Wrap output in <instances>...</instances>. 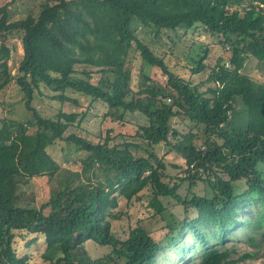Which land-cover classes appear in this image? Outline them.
Instances as JSON below:
<instances>
[{
  "label": "trees",
  "instance_id": "1",
  "mask_svg": "<svg viewBox=\"0 0 264 264\" xmlns=\"http://www.w3.org/2000/svg\"><path fill=\"white\" fill-rule=\"evenodd\" d=\"M41 1L37 15L19 19L9 17L8 3L0 5V36L20 31L23 51L11 75L10 48L0 42V90L15 79L30 112L28 121L0 118V264H28L17 242L28 245L34 235L45 240L41 257L47 264H159L166 250L198 252L199 264H238L252 257L251 252L234 257L235 247L225 243L240 232L250 243L264 240V85L241 72L249 56L264 61V0ZM135 24L190 36L201 27L217 37L228 56L219 57L208 74L213 86L202 91L177 76L137 37ZM132 43L144 80L136 91L127 66L135 58L128 57ZM197 48L192 52L197 57H189L192 73L205 67L206 49ZM79 65L92 68L78 70ZM146 67H158L165 83L145 74ZM40 84L56 92L52 99L79 108L40 115L32 105ZM66 90L104 102L103 116L113 120L138 111L146 118L135 132L141 142L110 144L112 129L97 142L65 136L86 114L84 104ZM178 116L197 130L179 133L173 127ZM33 125L36 130L30 131ZM57 140L85 153L76 158L80 170L60 169L48 150ZM161 144L168 150L158 155ZM132 146L143 147L146 155H136ZM172 150L180 154L182 176L165 171ZM37 175L54 177L56 185L33 206L19 187ZM185 181L189 194L181 195L178 188ZM197 181L206 184L203 193L192 189ZM119 197L162 218L161 239L141 225L116 236L112 222L120 216ZM162 198L175 199L183 217L169 211ZM89 239L110 250L91 259L84 248Z\"/></svg>",
  "mask_w": 264,
  "mask_h": 264
},
{
  "label": "rangeland",
  "instance_id": "2",
  "mask_svg": "<svg viewBox=\"0 0 264 264\" xmlns=\"http://www.w3.org/2000/svg\"><path fill=\"white\" fill-rule=\"evenodd\" d=\"M41 2V0H0V5L8 3L9 17L11 19H19L29 13L37 15ZM133 26V30L137 34V37L144 41L157 56L164 58L168 68L177 76L189 80L191 84H197L198 88L202 91H205L209 86H213L214 82L206 80L207 76L219 57L228 56L227 50H225L226 52L224 51L225 46L220 43L217 37L209 35L201 27L195 29L190 36L183 30L172 31L163 29L159 33H156L153 28H145L139 24ZM20 36L21 32L17 30L9 32L6 34L5 38L0 36V42L3 41L10 48V56L7 65L11 75L17 73V66L23 52ZM198 46L199 48H197ZM196 48L199 52L206 49V56L205 59H203L205 67L198 73H192L190 68L194 63H192L189 57L190 55L197 57L192 53ZM128 57H135L134 60L132 59L133 64L128 63L127 66L131 70L130 87L136 91L143 85L144 80L143 72L141 71L142 64L139 60V52L135 49L134 43H132L129 49ZM90 68L92 67L79 65L76 69L86 70ZM144 71L145 74L149 75L161 85L165 83V76L162 75L158 67H146ZM241 72L247 74L252 80L264 85V61H258L249 56ZM95 75L97 76L98 74ZM55 93V91H52L43 84H40L39 88L34 90L32 105L40 115L54 117L59 108H63L64 110H75L79 108L69 102H61L57 99H52L51 95ZM66 94L77 98L80 103H83L86 107V114L80 122L70 125L67 128L64 133L65 136L74 133L92 142H97L103 139L108 129H112L111 135H114V137L110 140V144L124 140L141 142L135 135V132L140 125L146 123V118L138 111H126L122 119L113 120L112 117L103 116V113L107 110V106L104 102L97 100L90 101L88 96L72 90H66ZM239 109L240 107L236 106V110ZM3 116H9L22 121H28V118H30V112H28L23 105L22 92L19 90L15 79H12L0 90V118ZM173 127L179 133L197 130L192 122L182 116L175 118ZM34 130H36V127L33 125L30 127V131ZM169 138L171 141H174L172 136ZM131 149L136 155H146L143 147L135 148L132 146ZM48 150L58 161L60 169L80 170L81 164L76 158L83 156L85 153L77 149L72 143H68L64 140H57ZM167 150L168 146L165 144H161L155 148L158 155L165 153ZM171 152V154L165 156L166 173L171 176L184 175V165L180 158V154L174 150ZM173 164H176L178 167H174ZM240 184L241 189L239 190H242L245 185L242 184V182H240ZM55 185L56 181L54 177L37 175L27 184L20 185L19 190L24 198L30 199L31 205L38 206L42 201L48 198ZM186 186V181L180 184L178 192L181 195L189 194ZM205 187H207L205 183L197 181L192 189L198 193H203V188ZM118 200L120 216L119 219L112 222V230H114L116 236L125 237L130 228L141 225L151 230L156 239H161L165 231L162 228L164 225L162 218L158 216L150 217L148 214L149 212L145 210L142 204L135 202L134 204L126 205V201L121 197H119ZM162 202L177 218L181 219L183 217V209L175 199L162 198ZM192 213H194V211H192ZM239 234L241 236L237 239H232L225 244L235 247L236 253L234 257L248 252H251L253 256L239 260L238 264H263L264 240L258 238L255 243H250L248 239L242 235V232ZM190 237L191 235L189 233L185 234V240H189ZM32 238H35V240L28 245H24L22 241L17 242L19 254H26L29 257L28 264H47L48 262L44 261L41 257L46 245L44 238L42 235H34ZM84 248L91 259L101 257L110 250L108 245H99L90 239L84 243ZM158 262L159 264H199V256L198 252H189L185 254L183 250L179 252L177 250H166V252L159 255Z\"/></svg>",
  "mask_w": 264,
  "mask_h": 264
},
{
  "label": "built area",
  "instance_id": "3",
  "mask_svg": "<svg viewBox=\"0 0 264 264\" xmlns=\"http://www.w3.org/2000/svg\"><path fill=\"white\" fill-rule=\"evenodd\" d=\"M167 100H169V98H167Z\"/></svg>",
  "mask_w": 264,
  "mask_h": 264
}]
</instances>
